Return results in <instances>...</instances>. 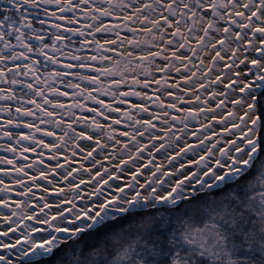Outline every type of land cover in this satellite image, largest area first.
<instances>
[{
    "label": "snow or ice",
    "instance_id": "1",
    "mask_svg": "<svg viewBox=\"0 0 264 264\" xmlns=\"http://www.w3.org/2000/svg\"><path fill=\"white\" fill-rule=\"evenodd\" d=\"M0 264H264V0H0Z\"/></svg>",
    "mask_w": 264,
    "mask_h": 264
}]
</instances>
